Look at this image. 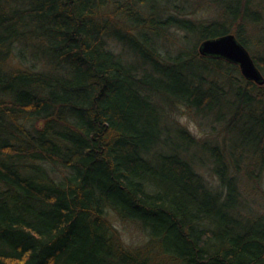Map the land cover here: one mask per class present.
<instances>
[{"label":"trees","instance_id":"16d2710c","mask_svg":"<svg viewBox=\"0 0 264 264\" xmlns=\"http://www.w3.org/2000/svg\"><path fill=\"white\" fill-rule=\"evenodd\" d=\"M229 33L264 76V0H0V264H264V85L198 51Z\"/></svg>","mask_w":264,"mask_h":264},{"label":"water","instance_id":"95a60500","mask_svg":"<svg viewBox=\"0 0 264 264\" xmlns=\"http://www.w3.org/2000/svg\"><path fill=\"white\" fill-rule=\"evenodd\" d=\"M198 51L201 56L219 58L237 65L245 79L259 86L264 85L263 74L234 34L204 40L199 44Z\"/></svg>","mask_w":264,"mask_h":264},{"label":"rangeland","instance_id":"374dc122","mask_svg":"<svg viewBox=\"0 0 264 264\" xmlns=\"http://www.w3.org/2000/svg\"><path fill=\"white\" fill-rule=\"evenodd\" d=\"M177 41L176 38V34L175 33H171L170 37H169V41H168V45L169 42H171L172 44H175V42ZM254 50H260V48H255ZM191 118V117H190ZM187 115H183L179 117L180 123L184 124L188 127V129L196 136L201 137L205 131L204 126L200 125L198 123V120H194V119H190ZM128 227V226H124L123 224L121 225V230L122 232H124V228ZM127 238H129V236L125 235Z\"/></svg>","mask_w":264,"mask_h":264}]
</instances>
